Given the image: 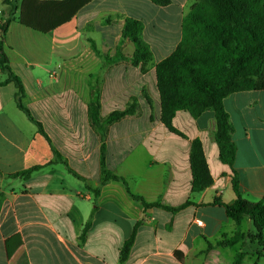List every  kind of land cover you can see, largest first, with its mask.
<instances>
[{"label": "crops", "instance_id": "crops-1", "mask_svg": "<svg viewBox=\"0 0 264 264\" xmlns=\"http://www.w3.org/2000/svg\"><path fill=\"white\" fill-rule=\"evenodd\" d=\"M197 1L160 6L150 0H93L69 22L43 33L22 25L17 8L0 0V26L10 13L15 19L5 52L27 110L0 67V264H264L250 237L256 233L252 220L237 224L219 204L235 203V175L243 197L264 204V90L223 100L237 147L231 166L220 159L213 110L197 118L178 111L173 126L183 136L160 119L156 65L180 43L184 17ZM127 18L142 21L151 62L133 65L121 58L135 51L122 34ZM149 25L158 31V57L146 37ZM90 40L116 62L105 63ZM92 86L101 89V127L89 118ZM132 104L133 116L105 125L110 114ZM196 139L213 184L192 193L190 149ZM103 158L106 169L126 183L102 184ZM33 167L39 170L27 179L10 177ZM132 194L167 207L193 204L178 212L145 210ZM134 231L129 258L121 263L120 249ZM238 233L245 238L227 243Z\"/></svg>", "mask_w": 264, "mask_h": 264}, {"label": "trees", "instance_id": "trees-1", "mask_svg": "<svg viewBox=\"0 0 264 264\" xmlns=\"http://www.w3.org/2000/svg\"><path fill=\"white\" fill-rule=\"evenodd\" d=\"M12 10L17 8L18 21L31 29L49 33L60 25L69 22L77 12L93 0H3ZM160 6H168L171 0H150ZM18 3V4H17ZM15 20L10 13L0 26V67L8 73L7 81H13L18 88L19 106L23 95V86L12 71L5 52V36L11 22ZM144 25L142 21L127 18L122 31L123 37L132 42L135 51L128 57L121 53V58L133 65L149 63L153 60V52L143 39ZM96 55L105 63L116 62L110 55H103L90 40ZM157 86L161 100V122L168 130L177 135L183 134L173 126V119L178 111L188 112L197 118L207 110H213L216 117L215 139L219 147L220 159L227 165H233L237 147L232 140L233 127L229 114L225 110L223 100L236 92L249 90H264V0H198L186 14L182 25V39L176 49L156 65ZM91 102L89 118L93 127H101V89L91 87ZM27 111V110H26ZM136 113L135 104L124 111H116L104 120L106 126L133 116ZM104 152V145H103ZM103 182L126 181L106 169L104 158ZM190 166L192 172V193L203 192L213 184V177L205 157L200 140H193L190 149ZM39 167L21 171L12 178L27 179ZM233 187L236 201L233 205H225L228 216L237 224L245 218L252 220L256 233L250 235L258 245L264 241V204L246 200L239 187L235 175ZM99 189H96L98 193ZM96 193V194H97ZM4 194L0 192V205ZM132 197L141 203L144 209L155 206L163 207L172 212H178L193 204L188 200L179 207H167L161 203H147L142 197ZM90 222L84 226L81 240L85 241L90 228ZM136 232L125 241L120 249V261L124 263L130 255ZM244 234H236L227 241L235 244ZM18 237V236H17ZM6 250L9 258L12 256L8 241ZM183 262V254L175 253ZM244 253L237 255L240 263Z\"/></svg>", "mask_w": 264, "mask_h": 264}, {"label": "rangeland", "instance_id": "rangeland-1", "mask_svg": "<svg viewBox=\"0 0 264 264\" xmlns=\"http://www.w3.org/2000/svg\"><path fill=\"white\" fill-rule=\"evenodd\" d=\"M146 37L152 43L155 57H158L159 56V54H158V47H157V45L159 44V41H158V31L156 30L155 27H153V25H149L148 26L147 31H146ZM253 240H255V238H253ZM260 249H261V250H259L260 258L261 257L264 258V241H263L262 244H260Z\"/></svg>", "mask_w": 264, "mask_h": 264}, {"label": "built area", "instance_id": "built-area-1", "mask_svg": "<svg viewBox=\"0 0 264 264\" xmlns=\"http://www.w3.org/2000/svg\"><path fill=\"white\" fill-rule=\"evenodd\" d=\"M197 224L202 226L203 223L201 221H198Z\"/></svg>", "mask_w": 264, "mask_h": 264}]
</instances>
